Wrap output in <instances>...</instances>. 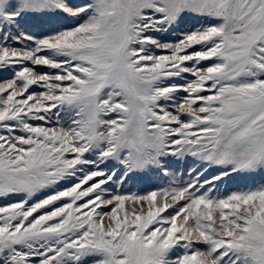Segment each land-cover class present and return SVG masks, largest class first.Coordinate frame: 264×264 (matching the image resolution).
Here are the masks:
<instances>
[{
  "label": "snow or ice",
  "instance_id": "snow-or-ice-1",
  "mask_svg": "<svg viewBox=\"0 0 264 264\" xmlns=\"http://www.w3.org/2000/svg\"><path fill=\"white\" fill-rule=\"evenodd\" d=\"M0 264H264V0H0Z\"/></svg>",
  "mask_w": 264,
  "mask_h": 264
}]
</instances>
